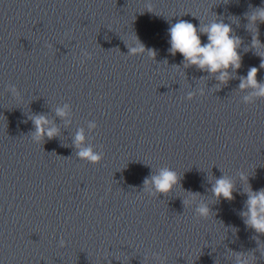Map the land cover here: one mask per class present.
Here are the masks:
<instances>
[{"label": "clouds", "instance_id": "clouds-1", "mask_svg": "<svg viewBox=\"0 0 264 264\" xmlns=\"http://www.w3.org/2000/svg\"><path fill=\"white\" fill-rule=\"evenodd\" d=\"M251 21L259 20L264 23V7L255 9L254 13L249 17ZM170 35V52L175 55L179 52L186 62V65L196 66L201 70L208 71L209 73H217L220 69H238L240 67V55L237 51L241 41L238 37L231 35V27L228 24L222 22H213L202 28H197L192 23L185 20H179L178 22L171 25L169 28ZM201 35L207 36V43H203ZM260 44L257 37L253 39V46L256 47ZM146 49L143 45L133 47L130 52H143ZM149 51L152 55L154 51ZM264 68V59L260 65ZM259 69L253 67L248 71L245 78H242L240 87L244 88L246 85L258 86V91L255 93L256 96L264 97V84H258L256 76ZM221 81H226L229 77L227 71L220 72L218 77ZM247 99V98H246ZM58 115H65L63 110H57ZM36 125V139L40 138L42 131L41 125L45 124L46 117L43 115L37 116L34 119ZM57 129L51 128L47 131L46 135L52 138L56 135ZM84 140V136L78 133L75 142L79 145ZM82 158H87L91 162H97L100 157L94 154L90 148L83 149L79 153ZM179 177L175 171L164 168L161 169L158 175L152 176L150 181L145 180V185L151 184L155 190L162 194H167L172 187L178 183ZM234 185L230 180L221 177L216 180L215 185L212 188L213 195L219 199L224 198L227 200L233 199ZM246 211L242 212L241 215L246 217L245 223L253 228L257 233L264 234V189L257 192L248 190V199L246 201ZM197 212L203 217L209 215L210 210L206 205L198 207ZM244 264H247L245 261Z\"/></svg>", "mask_w": 264, "mask_h": 264}]
</instances>
